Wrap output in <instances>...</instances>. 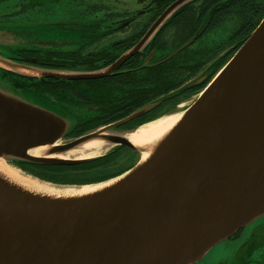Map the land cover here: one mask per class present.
Instances as JSON below:
<instances>
[{
  "label": "water",
  "instance_id": "95a60500",
  "mask_svg": "<svg viewBox=\"0 0 264 264\" xmlns=\"http://www.w3.org/2000/svg\"><path fill=\"white\" fill-rule=\"evenodd\" d=\"M188 1L171 2L138 42L105 69L42 71L3 57L0 63L6 66H0L67 80L107 76ZM202 90L160 150L109 190L55 204L31 194L25 200L13 184L8 190L0 187V264H192L262 215L264 16ZM11 92L0 89V158L8 163L73 165L95 159L38 157L28 150L55 142L52 151L60 152L103 131L117 134L116 128L154 105L60 143L71 129L69 122L49 106ZM108 138L135 149L120 135Z\"/></svg>",
  "mask_w": 264,
  "mask_h": 264
},
{
  "label": "rangeland",
  "instance_id": "374dc122",
  "mask_svg": "<svg viewBox=\"0 0 264 264\" xmlns=\"http://www.w3.org/2000/svg\"><path fill=\"white\" fill-rule=\"evenodd\" d=\"M172 1L0 0V57L16 61L15 58L22 52L19 50L23 48L70 50L81 47L84 57L97 51V58L102 59L95 60L93 64L96 66V70L105 69L107 66L104 63L107 62V58L108 60H113L109 57H118L128 46L135 43L153 22L157 16L156 13ZM234 8V5L229 7L226 13L222 14L221 19L216 22V25L210 26L186 50L188 52L186 56L189 55L196 63L202 61L203 64L205 60L209 61L200 69L195 70V73L185 79L177 88L167 92H162L163 89H158V95L144 104V106L153 103L154 105L159 104L150 111L152 116L188 107L196 99L198 91L203 84L201 87L199 86L200 89L195 94L180 93V88L200 80L209 63H214V60L216 67L213 71L218 69L243 43L247 36L243 35L244 31L241 22L245 18L236 24V16L227 15L230 9ZM167 21L159 31V35L165 38L166 46L161 52L162 56L174 51L176 46L180 45V40L185 38V36L180 34L181 31L171 27L172 25ZM170 27L171 29H168ZM174 32H177L175 39L172 38ZM156 43H160V41L158 40ZM149 49L150 47L145 48L144 53L149 51ZM153 51H155V48ZM155 56L157 57L156 54ZM28 61H34V59H29ZM19 62L26 63L24 61ZM137 62H140V59ZM3 66L5 67L6 65L3 64ZM81 67L67 68L63 71H84L83 68L85 69L86 65L83 64ZM12 69L16 70L17 68ZM40 69L42 71L46 70ZM53 70L62 71V69ZM7 71L0 67V89L10 93L14 91L17 96L26 101L39 106H49L52 110L58 112L69 122V127L71 126L68 133L70 137L94 130L111 119H105L110 115L112 116L114 110L109 105L113 104L111 103V98L104 99L101 104L99 102L106 94L114 96V94L119 93L118 89L120 88L117 89V86H114L113 92H106V90H101L96 83L91 85L82 82L62 85L41 84L42 88L54 87L52 96L55 95L54 93L58 95V91L61 95L59 99L63 100L62 104L66 106H71L70 104H72L74 106L72 110L71 108L63 110L45 96L47 95L46 92L39 93L38 89H34L33 86L30 87V80L27 77L16 76L14 72L8 71L14 74L11 75ZM137 71H134V76H131L134 81L136 79L135 75H138L135 74ZM25 72H29V70H25ZM39 72L33 71L27 74H30L35 79L40 76ZM132 87L125 86V90ZM115 101L118 100L115 99ZM154 105L150 106V108L154 107ZM128 128L117 131H126ZM70 137L63 136L59 142H66L71 139ZM97 157L79 163L82 167L52 165V168L44 166L31 169L36 171V173L34 172L35 175L43 179L51 180L46 178V176L52 177L51 181L54 182L88 184L117 175L127 167L134 165L138 159V153L133 148L114 144L105 154ZM252 228L256 230L248 237L247 234ZM241 251L243 255L241 264H264V213L241 228L234 237L226 238L214 244L200 259L192 264H238V259H235V255L240 254Z\"/></svg>",
  "mask_w": 264,
  "mask_h": 264
},
{
  "label": "trees",
  "instance_id": "16d2710c",
  "mask_svg": "<svg viewBox=\"0 0 264 264\" xmlns=\"http://www.w3.org/2000/svg\"><path fill=\"white\" fill-rule=\"evenodd\" d=\"M197 0H191L181 7H179L170 17L167 22L171 24L173 28L178 31H181L180 34L187 37L194 33V31H198L197 33H204L208 28L197 29V23L201 21V15L205 13H209L210 10L208 9L210 5H212V9L215 12V16L213 20L217 22L221 19L222 14L226 13V11L231 6H235L234 9H230V12L227 15L236 16V24H238L241 20L242 29L244 31L245 37L252 32L255 26L258 24L260 19L264 16V0H202L200 6H206V9L200 10V15H197L198 10L192 9L191 6H196ZM164 8V7H163ZM156 14H159L157 12ZM208 21H213L212 19H207ZM216 25V24H215ZM170 27V29H171ZM159 35V32L152 38V40L148 43L147 47H154L155 54L157 57H161V52L166 48L165 41L160 43H156L155 37ZM198 35V34H197ZM129 47V46H128ZM188 49V48H187ZM183 52L171 57L168 60L160 61L156 59L157 57L154 55L153 62L151 65L142 66L138 69V73L136 72L135 81L131 76H134L132 72L120 73L116 74L115 76L111 77H99L93 79H82V80H67L61 78H51V77H37L34 79L32 76H26L30 81V86H33L34 89L42 88L41 84L43 83H50L55 85H62L67 83H75V82H82L87 85L91 84H98L97 86L102 87L101 84L104 83V90L114 91V86H117L119 93L114 94V96H108L109 94L104 95L102 98L107 99L108 97L111 98L113 104L110 106L113 107L112 116L105 119H110L109 121L122 117L127 113L133 112L138 108L144 106V104L148 103L153 97L158 95V89H163L162 92H167L171 89L177 88L181 85L185 79H188L190 75L195 73V69L197 66L202 64V61L196 63L193 61L191 57L186 56L188 52L186 50ZM81 47L77 49H70V50H42L39 48H23L19 51L22 53L30 56V59L35 60V64L33 66L41 67V68H49V69H62L65 70L67 68H80L83 64L86 65V68L83 70H95L97 69L96 66L93 64L95 60H99L102 58H97L98 52H90L88 56L84 57ZM159 50V51H158ZM158 51V54H157ZM190 54V53H189ZM156 57V58H155ZM110 59L114 58L109 57ZM18 59V58H15ZM110 61L107 58V62ZM31 62V61H30ZM105 62V63H107ZM28 63V62H27ZM104 63V64H105ZM32 64V63H29ZM223 64V63H222ZM220 65V64H219ZM82 68V67H81ZM33 79V80H31ZM202 83L199 84H189L180 88V93L188 92L189 94H194L197 90L200 89ZM200 87H199V86ZM204 85V84H203ZM125 86L131 87L125 90ZM142 88V89H139ZM54 90V87L52 88ZM57 91V90H56ZM58 95L52 96V101L57 104L58 107L62 108L63 110H67L68 108L73 109L72 107H66L63 103L60 93L57 91ZM179 93V94H180ZM178 95V94H176ZM115 97V98H114ZM168 98V97H167ZM118 100V101H115ZM107 101V100H106ZM118 102V103H116ZM100 103V102H99ZM159 104H155L154 107L149 108L146 110L145 114L150 112L153 108L155 109L156 106ZM116 114V115H115ZM156 116V115H154ZM152 116V117H154ZM79 121V120H78ZM108 121V122H109ZM144 121V120H143ZM137 122L135 124H138ZM133 124L132 126H134ZM75 130V129H74ZM73 130V131H74ZM74 135V134H73ZM73 167H82V165H72ZM46 168H52L51 166H45ZM60 167V166H56ZM48 179L52 180V177H47Z\"/></svg>",
  "mask_w": 264,
  "mask_h": 264
},
{
  "label": "bare ground",
  "instance_id": "6f19581e",
  "mask_svg": "<svg viewBox=\"0 0 264 264\" xmlns=\"http://www.w3.org/2000/svg\"><path fill=\"white\" fill-rule=\"evenodd\" d=\"M30 72L32 71L30 70ZM203 91L204 90L198 93V96H200ZM190 106L191 105H189L188 108L186 107L164 113L132 129L118 132L117 134L114 133L115 135L126 138L138 153V159L133 167L116 177H110L104 181L88 184L54 183L50 182L51 180L45 181L32 176L14 166L12 163H8L0 158V187L8 190L9 186L13 184L16 187L17 193L22 195V198L25 200H29L27 197L31 194L34 196V199L37 198V201H50L55 204L83 200L100 194L116 186L144 166L160 150L181 120L185 117ZM114 134L108 131L100 132L94 137L82 141L65 151L53 152L52 149L58 145V143L54 142L51 143V145L30 148L28 153L32 156L61 159L97 157L103 155L107 148L114 145L108 138Z\"/></svg>",
  "mask_w": 264,
  "mask_h": 264
},
{
  "label": "flooded vegetation",
  "instance_id": "af4514ba",
  "mask_svg": "<svg viewBox=\"0 0 264 264\" xmlns=\"http://www.w3.org/2000/svg\"><path fill=\"white\" fill-rule=\"evenodd\" d=\"M201 1L202 0H197V2H196V6L197 7H195V6H191V8L192 9H196V12H197V10H198V13H197V15H200V10L201 9H206V6H200V3H201ZM158 8V7H157ZM165 8V7H164ZM164 8H162V9H160L159 10V13L164 9ZM159 9V8H158ZM157 9V10H158ZM209 10H210V12L209 13H203L202 15H201V21H200V23L198 22L197 23V29H203V28H208V27H210V26H215V24H216V21H215V19L213 20V18H214V16H215V12H214V10L212 9V5H210L209 6V8H208ZM207 15V16H206ZM212 19L213 21L211 22V21H208L207 19ZM171 24H174V22L173 23H171ZM162 29V27L160 28V30ZM168 29H170V28H168ZM175 29V28H174ZM159 30V31H160ZM158 31V32H159ZM174 31V30H173ZM145 32V31H144ZM143 32V33H144ZM157 32V33H158ZM198 31H194V33L193 34H191L190 36H187V37H185V38H183V39H181L180 40V42H179V44L180 45H178V46H176V49L177 48H179L182 44H184V42H188V41H190V43L186 46V47H184V48H182V49H180L179 51H177L176 53H174L172 56H170V57H167L168 55H169V53L168 54H166V55H163V56H161V57H157L156 59H158V60H160V61H164V60H168V59H170L171 57H173V56H175V55H177V54H179V53H181V52H183V50H185V49H187L189 46H191V44H193V42H195L197 39H199L201 36H202V34L200 35V33H197ZM143 33L141 34V36L143 35ZM156 33V34H157ZM155 34V35H156ZM175 34H177V32H174L173 33V37L172 38H174L175 39ZM198 34V35H197ZM154 35V36H155ZM140 36V37H141ZM153 36V37H154ZM152 37V38H153ZM152 38H151V40H152ZM140 39V38H139ZM138 39V40H139ZM138 40L135 42V43H133L132 45H130L129 47H127L124 51H123V53H121L118 57H120L122 54H124L129 48H131L133 45H135L137 42H138ZM150 40V41H151ZM158 40L160 41V42H162V41H165V38L164 37H161L160 35H158L157 37H155V41H157L158 42ZM149 41V42H150ZM148 42V43H149ZM147 44V43H146ZM145 44V45H146ZM144 45V46H145ZM142 47L137 53H135L134 55H131L129 58H127L117 69H114L111 73H109L107 76H103V77H111V76H115L117 73L118 74H120V73H126V72H134V71H137L139 68H141L142 66H145V65H151L152 63H154V62H156V60L153 62L152 60H153V58H154V55H155V51H153V49H154V47H151L150 49H149V51H147L146 53H144V50H145V48H147V46H148V44L145 46V47ZM175 49V50H176ZM173 52V51H172ZM118 57H115V58H112L113 60H110V61H108L107 63H105V65L106 66H109L114 60H116ZM16 58H18V59H15V60H18V61H24V62H28V63H32V65L31 66H33V64H35V60L34 61H28L31 57L30 56H28V55H26V54H24V53H20V54H18V57H16ZM33 59V58H32ZM35 59V58H34ZM138 59H140V62H137V60ZM209 60H205L204 61V63L203 64H201L200 66H197L196 67V69L195 70H197V69H200L201 67H203L204 66V64L205 63H207ZM215 64H216V62H215V60H214V63H209V66L205 69V72H204V74H203V76L201 77V79L200 80H197L196 82H194L195 84H199V83H201V82H204V83H202V84H205L216 72H217V70L219 69H216V70H214L213 71V69L216 67L215 66ZM18 71H20V72H24V73H27V72H25V70H28V69H26V68H18L17 69ZM30 70L31 69H29V72H30ZM32 71V70H31ZM84 71H86V70H84ZM213 71V72H212ZM8 72V71H7ZM9 74H11V75H14L13 73H10V72H8ZM16 76H21V75H17L16 74ZM21 77H24V76H21ZM102 77V78H103ZM76 80H78V79H76ZM50 83H52V82H50ZM101 86L102 87H100L101 88V90H104V88L105 87H103L104 86V83H102L101 84ZM199 86V85H198ZM203 86V85H202ZM30 87H32V86H30ZM38 91H39V93H41V92H46V94L47 95H45L46 97H48L51 101H52V88H50V87H43V88H39L38 89ZM195 94V93H194ZM105 98H101V100H100V103L99 104H101L102 103V101L104 100ZM116 103H118V102H116ZM71 106H66V107H74V106H72V104H70ZM103 105V104H102ZM110 105V104H109ZM77 106V105H76ZM146 112V111H145ZM145 112L142 114V115H139V116H137V117H135V118H133L132 120H130V121H128L127 123H125V124H123L122 126H120V127H118V128H116V130H123V129H125V128H128V129H126V130H129V129H132V128H134V127H136L135 125V123H137V122H142L143 120H147V119H149V118H152L151 116H152V114H151V112H148V114L146 113L145 114ZM132 112H130V113H127V114H125L124 116H122V117H119V118H116V119H113V120H111V121H109V122H107V123H111V122H114V121H116V120H118V119H121V118H123V117H125V116H127V115H129V114H131ZM164 114V113H163ZM162 115V114H161ZM159 117V116H158ZM157 118V117H156ZM155 119V118H154ZM152 120V119H151ZM148 121H150V120H148ZM148 121H146V122H148ZM107 123H104V124H107ZM143 123H145V122H143ZM133 124H135L134 125V127H132V125ZM142 124V123H141ZM131 126V127H130ZM73 132V131H72ZM71 132V133H72ZM123 146H125V145H123ZM127 147V146H126ZM112 148V146L111 147H109V148H107L106 149V151L103 153V154H105L109 149H111ZM16 165H18L19 167H21V168H23L24 170H27V171H31V172H35L36 173V171L33 169H31V168H33V167H44L45 165H40V164H34V163H29V162H23V161H13ZM61 166H64V165H61ZM70 166H72V165H70ZM38 173V172H37ZM255 228H252L251 230H250V232L247 234V236L248 237H250V235H251V233L252 232H255ZM237 233V232H236ZM236 233L234 234V235H232V236H230L229 238H231V237H234L235 235H236ZM235 259H238V264H241L242 262H243V255H242V251H241V253L240 254H238V255H235Z\"/></svg>",
  "mask_w": 264,
  "mask_h": 264
}]
</instances>
